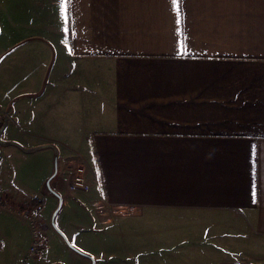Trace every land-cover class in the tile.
<instances>
[{"label": "crops", "instance_id": "1", "mask_svg": "<svg viewBox=\"0 0 264 264\" xmlns=\"http://www.w3.org/2000/svg\"><path fill=\"white\" fill-rule=\"evenodd\" d=\"M178 8L179 24L172 0L20 2L50 24L7 50H44L48 64L0 89L2 140L36 149L0 145V188L44 201L45 224L59 206L46 186L53 148L58 172L68 149L84 153L90 191L52 180L56 215L74 218L66 235L54 229L89 256L72 264H248L202 250L194 229L216 221L200 212L241 213L264 237V0ZM30 240L27 222L0 210V264H20ZM47 249L32 264H61Z\"/></svg>", "mask_w": 264, "mask_h": 264}, {"label": "rangeland", "instance_id": "2", "mask_svg": "<svg viewBox=\"0 0 264 264\" xmlns=\"http://www.w3.org/2000/svg\"><path fill=\"white\" fill-rule=\"evenodd\" d=\"M20 2L21 0H0V52H3L2 55L4 54V58L1 62L2 68L0 67V89L3 92H8L9 95L17 92L21 84V79H23L22 75L24 72H27L29 77L37 80L35 76L40 74L42 67L45 70L48 64L46 57L48 54L44 50L40 53V58H38L36 51L31 49H25L21 54L20 47L14 51H10L11 53L8 52L15 44H20V39L23 38L24 40L27 38L25 37L28 36L26 35L28 33L27 31L47 29L50 24L49 20L45 19L46 16H33L32 12L30 13L29 10L23 9L20 12ZM41 38L49 42L52 37L43 35ZM7 48L9 50H7ZM42 55L44 57H42ZM33 61L41 63V67L35 69L34 76L32 72L33 69H28L29 66H32ZM46 71H49V69H46ZM33 88L36 89L37 84H33ZM63 159L61 160L62 164L60 171L57 172L60 177L66 174L63 172L66 163L81 164L88 169L85 155L79 149H68L67 159ZM53 173L54 169L51 175H53ZM20 202L21 204H25L24 201ZM50 209V207H47L43 213L44 217L47 219V223L44 224L42 222V228L46 230L48 235V249L45 256L46 258H57L61 264H72L73 259L71 256L74 255L78 257V253L70 249L66 239L54 229L51 222L57 207L53 210ZM48 215H50V217ZM198 215H202V218H211L216 221V224H212L211 222L208 227L194 229L195 235L204 238L208 242V245L203 244L204 248L202 250L222 253L223 258H228L227 256L230 255H232V257L238 256L244 258L243 260L248 264H264V237L253 232L244 215L241 213L229 212H200ZM54 218L56 226L66 235V230L69 229L74 222L73 215L71 213H69V215L59 213ZM20 229H24V225L21 222ZM206 257H209V255ZM40 259L38 258L37 260ZM207 259L203 261L209 262ZM26 261H30L32 264L33 260L26 255L23 257L20 264ZM8 264L16 263L9 261Z\"/></svg>", "mask_w": 264, "mask_h": 264}, {"label": "built area", "instance_id": "3", "mask_svg": "<svg viewBox=\"0 0 264 264\" xmlns=\"http://www.w3.org/2000/svg\"><path fill=\"white\" fill-rule=\"evenodd\" d=\"M65 175L61 176L68 190L72 192H88L91 185L86 179L87 169L81 164L66 163L64 165ZM56 191L57 187L52 186ZM0 210H7L25 220L30 229L31 240L27 250L30 259H38L47 248L48 238L46 231L42 228V220L39 215L40 208L33 207L28 203L21 204L12 195L0 189ZM21 264H31L30 261Z\"/></svg>", "mask_w": 264, "mask_h": 264}, {"label": "water", "instance_id": "4", "mask_svg": "<svg viewBox=\"0 0 264 264\" xmlns=\"http://www.w3.org/2000/svg\"><path fill=\"white\" fill-rule=\"evenodd\" d=\"M7 123H8V117L6 116V117L4 118V122H3L2 127L0 128V145H14V146L19 147L20 149H22V150L25 151V152H31V151L36 150V149H26V148H23V147H21V146H20L18 143H16V142H12V141H4V140H2L1 136H2V133H3L4 129L6 128ZM53 149H54V152H55L54 173H53V175L48 179V181H47V183H46V186H47L48 192H49L50 194H52V195H55V196L59 199V206H58L56 212L54 213L53 221H52L54 228L57 229L56 226H55V223H54V217H55L56 213L58 212V210H59L60 207H61V204H62V197H61L60 194H59L58 192H56V191L52 188V186H51V182H52V180L56 177L57 172H58V150H57L56 148H53ZM67 244H68V246L70 247V249H72V250L75 251L76 253H78V254H80V255H82V256H84V257H89L87 254L83 253L82 251H80L79 249H77L76 247H74L73 245H71L70 243L67 242Z\"/></svg>", "mask_w": 264, "mask_h": 264}, {"label": "trees", "instance_id": "5", "mask_svg": "<svg viewBox=\"0 0 264 264\" xmlns=\"http://www.w3.org/2000/svg\"><path fill=\"white\" fill-rule=\"evenodd\" d=\"M3 123L0 124V128L2 127ZM29 205L33 206V207H38V208H42L44 205V201H39L37 199H32L29 203Z\"/></svg>", "mask_w": 264, "mask_h": 264}, {"label": "snow or ice", "instance_id": "6", "mask_svg": "<svg viewBox=\"0 0 264 264\" xmlns=\"http://www.w3.org/2000/svg\"><path fill=\"white\" fill-rule=\"evenodd\" d=\"M172 3H173L174 8L177 10V15H178L177 23L179 24L180 21H179L178 0H172ZM64 6H65V0H61V8H62V11L64 9Z\"/></svg>", "mask_w": 264, "mask_h": 264}]
</instances>
